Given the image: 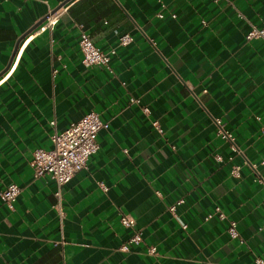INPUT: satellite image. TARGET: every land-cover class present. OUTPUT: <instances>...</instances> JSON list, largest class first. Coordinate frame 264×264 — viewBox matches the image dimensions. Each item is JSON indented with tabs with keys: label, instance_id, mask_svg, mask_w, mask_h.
Listing matches in <instances>:
<instances>
[{
	"label": "crops",
	"instance_id": "1",
	"mask_svg": "<svg viewBox=\"0 0 264 264\" xmlns=\"http://www.w3.org/2000/svg\"><path fill=\"white\" fill-rule=\"evenodd\" d=\"M263 20L264 0H0V189L21 187L13 207L0 200V264L264 256V39L246 38ZM80 23L115 48L113 70L84 64ZM91 110L109 127L59 197L50 175H35L33 152ZM218 116L241 152L220 135ZM217 204L225 219L207 217ZM122 213L136 218L138 243Z\"/></svg>",
	"mask_w": 264,
	"mask_h": 264
},
{
	"label": "built area",
	"instance_id": "2",
	"mask_svg": "<svg viewBox=\"0 0 264 264\" xmlns=\"http://www.w3.org/2000/svg\"><path fill=\"white\" fill-rule=\"evenodd\" d=\"M162 15V13H160ZM56 13L50 12L47 15L46 25H52L56 20ZM204 22H206L204 20ZM82 31L79 37V46L83 51V62L85 65L100 64L113 70L111 67V57L116 51L114 47L106 50L98 46L92 39L91 34L84 29V24L80 23ZM254 37H260L264 39V20L261 25L251 23V28L246 34L247 39ZM132 40V35L129 33H123L119 36V42L121 44H127ZM139 101V98H134ZM144 110H148L145 106ZM215 121L218 125V131L220 135L229 141L231 148L236 152H241L238 146L234 134L229 131L221 117H216ZM56 124V121H52ZM153 123L159 127L157 120ZM109 121L101 117L100 113L96 110H91L85 113L81 118L72 121L65 129L55 130L51 134L52 145L48 148L37 147L33 152L31 164L34 167L36 176L50 175L58 185L57 195L60 197L62 193L63 185L68 182L74 173L82 168H88L89 157L99 147V141L97 139L98 132L101 128L109 127ZM240 165L236 164L233 167V173L239 174ZM259 182L264 187V177L258 178ZM99 184L104 188L108 186L103 182L99 181ZM21 187L18 183H10L6 187L0 189V200L6 202L10 207H13L14 201L17 199ZM183 201L180 198L177 202ZM176 203L170 205V209L175 211ZM60 214H63L61 208H59ZM217 214L220 218L225 219L227 217L226 212L222 209L221 205H216L214 210L208 213L207 217H211ZM121 222L126 227L134 228L133 233L130 235L129 240L131 242L138 243L142 240L143 235L140 229L136 228V218L130 213H122ZM186 226V224H184ZM228 231L232 236H239L237 228V221L230 220L228 225ZM243 240V239H241ZM121 248L127 249L128 243H122ZM149 252L154 253L156 247L151 245L148 249ZM254 264H264V256L257 255L254 260Z\"/></svg>",
	"mask_w": 264,
	"mask_h": 264
}]
</instances>
